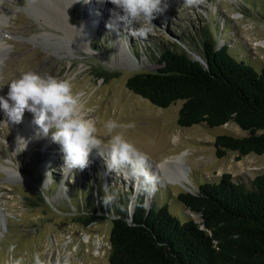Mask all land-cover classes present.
Wrapping results in <instances>:
<instances>
[{
    "label": "rangeland",
    "instance_id": "obj_1",
    "mask_svg": "<svg viewBox=\"0 0 264 264\" xmlns=\"http://www.w3.org/2000/svg\"><path fill=\"white\" fill-rule=\"evenodd\" d=\"M164 2L167 10L151 21L155 27L150 32L140 36L136 29L141 25L123 21L122 12L107 0H73L68 17L83 44L57 39L59 43L50 45L40 35L59 33V25L27 9L28 0H2L0 10L13 16L3 28L9 47L0 59V90L6 97L8 84L29 71L70 79L88 118L96 124L102 145L107 147L110 139L104 127L108 120L134 122V128L117 131L152 164L175 160L168 162L167 172L178 170L179 164L186 166L187 179L181 181L190 192L195 193L207 180L217 181L222 172L251 185L254 176L264 170V154L251 152L236 159L237 152L227 150L216 157L213 146L218 133L243 135L247 131L231 120L213 127L204 123L180 126L181 100L159 107L127 89L125 80L136 71L159 66L162 44H177L194 55L201 48L204 28L217 45L224 42L231 55L260 71L264 65V0H205L195 8L183 7V0ZM26 29L30 30L24 33ZM121 48L130 49L132 61ZM26 113L28 119L23 114L22 121L15 123L0 108V264H12L20 257L24 264H35L37 254L42 264L59 258L70 264H109L111 219L119 203L127 206L131 197L142 193L140 187L136 190L138 183L109 171L106 158L89 157L83 171L67 168L61 145L48 142L51 133L32 136L18 145L24 123L34 117ZM180 156L183 162L177 160ZM5 168L16 169L23 179L11 176ZM159 170L152 206L166 204L180 221L200 220L176 196L186 188ZM108 196L113 199L105 205ZM89 215L92 221L85 223L83 217ZM13 242L15 252L9 253Z\"/></svg>",
    "mask_w": 264,
    "mask_h": 264
},
{
    "label": "trees",
    "instance_id": "obj_2",
    "mask_svg": "<svg viewBox=\"0 0 264 264\" xmlns=\"http://www.w3.org/2000/svg\"><path fill=\"white\" fill-rule=\"evenodd\" d=\"M207 29L197 52L204 62L196 52L162 44L159 66L129 75L126 87L159 107L181 100L180 126L213 127L231 120L247 131L216 134V157L227 150L236 151V159L264 154V65L258 71L234 57ZM176 196L200 220L180 221L166 204L154 208L151 200L146 209L142 193L133 198L130 215L129 203H119L108 234L109 264H264V170L251 185L222 172L217 181L199 184L195 193ZM92 218L84 216L83 221Z\"/></svg>",
    "mask_w": 264,
    "mask_h": 264
},
{
    "label": "clouds",
    "instance_id": "obj_3",
    "mask_svg": "<svg viewBox=\"0 0 264 264\" xmlns=\"http://www.w3.org/2000/svg\"><path fill=\"white\" fill-rule=\"evenodd\" d=\"M120 12L121 19L128 24H140L136 29L140 36H145L155 27L151 21L156 15L167 10L164 0H109ZM205 0H183V7L195 8ZM7 96H0V108L15 123H20L25 110L34 114V123L44 136L51 133L53 142L62 147L65 166L69 169L83 171L89 166L90 154L99 151L102 140L98 137L95 122L88 118L84 110L81 95L74 91L70 79L42 76L35 72H25L8 84ZM2 88V87H0ZM90 111V110H89ZM110 136L108 142V160L105 161L109 171L120 172L125 178H131L140 185L145 195L141 205L148 208L154 195L158 178L147 168V159L140 150L125 138L118 129H131L134 122L121 124L108 120L104 125ZM54 129V130H53ZM113 197L104 199L105 205L111 203ZM16 244L10 243L9 253H14ZM12 264H24L22 257L16 258ZM35 264H42L39 254L35 256Z\"/></svg>",
    "mask_w": 264,
    "mask_h": 264
},
{
    "label": "bare ground",
    "instance_id": "obj_4",
    "mask_svg": "<svg viewBox=\"0 0 264 264\" xmlns=\"http://www.w3.org/2000/svg\"><path fill=\"white\" fill-rule=\"evenodd\" d=\"M73 0H28L27 3V9L36 12L38 14L39 17H45L47 18L49 21L59 25L57 28L60 30L59 33H54V32H47V33H43L40 36L43 37V41L46 42L47 44L50 45H54L59 43V41H66L69 40L71 42H73L75 45H81L83 44L81 37L79 35V33L76 30V27L74 26V24L71 22V20L68 17V13H69V7L70 4L72 3ZM0 2H2V0H0ZM109 2V0H107V3ZM111 3L109 2L108 5H110ZM100 5V4H99ZM2 9V8H1ZM68 9V11H67ZM13 16V14L7 12V11H2L0 10V59L3 55L7 54V50L9 45L7 44V40L3 37V28L6 27V24L8 22V20L10 19V17ZM6 29V28H5ZM30 29H26L24 31V33L29 32ZM36 36V35H35ZM60 39V40H57ZM56 47V46H54ZM120 47V45L118 46ZM126 47V46H125ZM121 53H125L126 54V59L129 61H132L133 58V54L131 53L130 49L126 50L125 49H120L119 50ZM197 55V53H195V56ZM5 93L4 90H0V96H3V94ZM6 94V93H5ZM27 110H25L24 114L27 117V119L29 118L27 115ZM91 116V115H90ZM21 132L18 134V138H17V144L21 145L23 142V140L25 139H29L32 136L35 137H40L42 136V133L39 132L38 126L35 125L34 123V117L31 121H27L24 123V128L23 130H20ZM52 138L49 139L48 142H52ZM53 143V142H52ZM56 143V142H55ZM99 151L103 154L102 156L98 153L97 150H93V152L90 154V157L93 159H98L100 158L101 160L104 158H106L108 160V146H104L101 145ZM178 161L183 162V158L182 156L177 158ZM168 162L172 163V161H175L173 159H168ZM166 161L163 162H159L158 164H152V162H150L147 159V168L148 170L153 173L155 176H160V170L162 169V173L169 179V180H176V181H181L184 179H187L186 176V169L185 167H183L181 164H179L178 166V170L173 171L171 169V171L167 172V166L170 164ZM183 164V163H182ZM5 170L12 176L15 175L17 176V178H21L23 179L21 176H19L17 173L18 171L16 169L13 168H5ZM170 170V169H169ZM140 185L138 184L137 187V191L139 189ZM86 239L88 238V236L85 237ZM50 264H70L68 259H66L65 261H62L60 258L57 261H51Z\"/></svg>",
    "mask_w": 264,
    "mask_h": 264
},
{
    "label": "water",
    "instance_id": "obj_5",
    "mask_svg": "<svg viewBox=\"0 0 264 264\" xmlns=\"http://www.w3.org/2000/svg\"><path fill=\"white\" fill-rule=\"evenodd\" d=\"M195 57H196L197 59H199L201 62H204V60H203V58L201 57L200 54H197ZM185 169H186V166H185ZM180 183L182 184V186H183L184 188H186L187 191L190 192V190H188V187H187V186H184V184L182 183V181H180ZM132 207H133V198L131 197V198H130V201H129V208H131V209H129V210H130V211H129V215L131 214ZM149 207H150V205H149ZM149 207H148V208H149ZM148 208H147V209H148Z\"/></svg>",
    "mask_w": 264,
    "mask_h": 264
}]
</instances>
